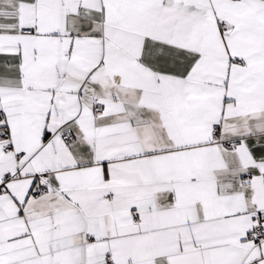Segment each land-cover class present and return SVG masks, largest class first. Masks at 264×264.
<instances>
[{"label": "snow or ice", "instance_id": "6c2138e0", "mask_svg": "<svg viewBox=\"0 0 264 264\" xmlns=\"http://www.w3.org/2000/svg\"><path fill=\"white\" fill-rule=\"evenodd\" d=\"M0 264H264V0H0Z\"/></svg>", "mask_w": 264, "mask_h": 264}]
</instances>
